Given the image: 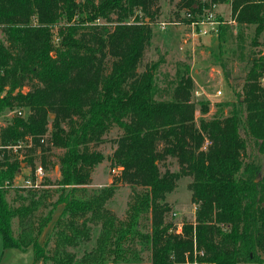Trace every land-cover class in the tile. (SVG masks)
<instances>
[{
	"label": "trees",
	"instance_id": "obj_1",
	"mask_svg": "<svg viewBox=\"0 0 264 264\" xmlns=\"http://www.w3.org/2000/svg\"><path fill=\"white\" fill-rule=\"evenodd\" d=\"M178 5L185 9L183 21L203 6L201 0ZM230 5L232 19L253 25L254 33L240 75L230 77L217 57L233 98L217 102L209 118L196 122L187 69L178 72L170 100L155 98V63L138 70L159 14L157 0H0V110H27L0 127L4 249L31 246V264H141L138 245L149 250V264H264V0ZM225 32L220 26L219 48L228 40ZM208 106L199 102L202 114ZM113 127L121 132L111 160L118 180L134 190L122 220L104 206L114 185L90 194L84 189L104 158L95 145ZM25 137L24 156L11 155ZM52 147L62 149L58 197L35 221L44 191L27 188L19 205L6 192L22 163L34 181L36 153L46 169ZM167 157L175 158L177 170L160 169ZM181 176L191 177L195 215L178 230L165 221V195ZM148 218L144 230L142 219ZM96 223L95 245L77 258L67 247L89 240Z\"/></svg>",
	"mask_w": 264,
	"mask_h": 264
},
{
	"label": "rangeland",
	"instance_id": "obj_2",
	"mask_svg": "<svg viewBox=\"0 0 264 264\" xmlns=\"http://www.w3.org/2000/svg\"><path fill=\"white\" fill-rule=\"evenodd\" d=\"M179 0H157L159 14L156 22L152 25V37L149 46L144 52V57L140 63L139 71L144 70L151 63H155V75L157 92L155 98L159 100H170L172 98L173 87L177 83L178 72L187 69L193 79V87L191 91V101L194 102L195 121L204 116L209 118L215 110V104L220 101L230 100L233 98L232 90L227 84L224 72L217 59L222 58L226 63L227 69L230 71V77L241 74L242 56L249 47V42L254 33L253 25H238L232 19L230 0H201L203 6L200 13H196L191 21H183L185 17V9L178 5ZM221 28H226L228 40L222 47H218V32ZM56 30V27H54ZM242 34L243 43H239L238 35ZM3 38V32L0 27V39ZM54 38L57 40L56 34ZM259 40H262V35ZM245 47V48H244ZM260 48V47H259ZM257 50V47H254ZM222 52V53H220ZM264 52V48H263ZM229 77V78H230ZM220 90V95H216V91ZM2 93H0L1 96ZM200 101H208L209 109L202 114L199 107ZM20 111V112H19ZM27 112L23 108H3L0 110V127L5 125L13 116L25 115ZM52 116V115H50ZM121 130L117 127L111 128L105 135L104 141L95 145L100 150L104 158L98 163L92 173L91 181L84 186L85 193L90 194L97 192L105 186L114 185L113 193L104 203V206L112 212L119 220L125 219L130 202L132 201L133 188L131 185L118 180L120 170L116 167L111 155L115 148L114 140L118 137ZM46 136V135H45ZM30 138L25 137L19 142L21 145L12 146L10 153L22 158L30 143ZM62 152L60 148H51L48 153L49 163L47 168L43 169V176L36 178L37 187L26 186L25 179L30 178V167L22 163L20 173L14 178L13 183L7 189L6 198L14 205H19L22 196L26 195V189L32 188L36 192L45 193L44 203L39 205L34 213L35 221L44 215L51 207L50 203L56 200L59 192V185L56 184L58 179V155ZM40 152L35 155V167L41 165ZM1 157V156H0ZM160 169L166 168L177 170L178 163L175 158L167 157L159 163ZM190 176H181L176 185L170 192L166 193L165 201L168 203L170 210L165 215V221L171 222L172 227L180 229L183 222H193L195 215V204L191 199V191L189 189ZM62 204L58 205L52 214V220L46 225L39 236L42 243L50 234L52 224L59 215ZM144 230H148L150 220L142 219ZM12 227L14 233L18 231L17 218L12 219ZM90 239L80 243L78 246H68L67 249L74 251L77 258L86 250L91 249L95 245L96 237L100 231V223L90 224ZM8 249V248H5ZM2 246V238L0 233V263L8 264L15 261L13 255L5 254ZM140 252L141 264L150 263V252L146 248L138 245ZM22 252L19 257V264H31L33 260L32 247L18 249ZM4 260V261H3ZM76 264V263H74ZM256 264V263H248Z\"/></svg>",
	"mask_w": 264,
	"mask_h": 264
},
{
	"label": "built area",
	"instance_id": "obj_3",
	"mask_svg": "<svg viewBox=\"0 0 264 264\" xmlns=\"http://www.w3.org/2000/svg\"><path fill=\"white\" fill-rule=\"evenodd\" d=\"M262 81L264 82V73H263V76H262ZM221 91L220 90H217L216 91V95H220ZM20 112V111H19ZM34 174H35V179L34 181L30 178H26L25 179V184L26 186H31V187H37L38 186V183L36 181V178H41L43 176V169L41 167V165H38L36 168H35V171H34Z\"/></svg>",
	"mask_w": 264,
	"mask_h": 264
},
{
	"label": "crops",
	"instance_id": "obj_4",
	"mask_svg": "<svg viewBox=\"0 0 264 264\" xmlns=\"http://www.w3.org/2000/svg\"><path fill=\"white\" fill-rule=\"evenodd\" d=\"M9 253H10V255H13V257L16 258V260H17V261H15V262H17V263H13V262H11V263H9V264H19V263H18V260H19L18 258H19V257H22V255H23L22 252H20V251H19L18 249H16V248H8V249H5V250H4V255H5V254H9ZM3 261H4V260H3ZM3 264H4V263H3ZM5 264H8V263L5 262Z\"/></svg>",
	"mask_w": 264,
	"mask_h": 264
}]
</instances>
